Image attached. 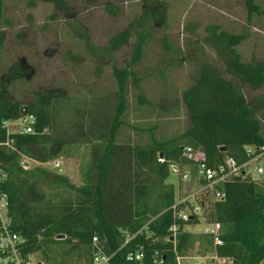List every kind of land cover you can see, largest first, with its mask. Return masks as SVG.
<instances>
[{
    "label": "trees",
    "instance_id": "16d2710c",
    "mask_svg": "<svg viewBox=\"0 0 264 264\" xmlns=\"http://www.w3.org/2000/svg\"><path fill=\"white\" fill-rule=\"evenodd\" d=\"M42 1L63 10L68 6L67 0ZM4 5L5 0H0V25ZM246 7L249 16L264 15L254 0H246ZM210 29L224 70L203 66L182 99L174 100V108L182 103L189 116L185 132L174 138L153 137L149 143L138 139L139 143H134L126 134L119 138L128 110L129 67L113 68L116 91L106 90V96L96 97L90 89V98L84 97L85 109L70 111L69 117L74 116L77 122L67 128L54 120V107L64 102L80 103L83 98L69 97L59 88L38 94L32 103H15L7 99V88L23 78L19 74L22 64L2 77L0 171L7 179L1 186L8 197L10 233L22 239L18 249L23 258L41 254L43 264H61L60 252L66 255L84 249L88 254L86 264H93L96 251L111 257L109 264H177L174 251L185 257L199 250L232 264L264 261V183L229 182L219 186L225 200L213 205L209 221L221 227V246L209 236L185 232L181 222L175 242L171 240L175 189L165 184L170 178L168 163L186 164L181 157L185 149L192 148L204 154L211 168L226 158L242 165L249 160L248 147H264V96L250 101L241 87L264 89V64L241 61L236 48L244 36L218 33L215 26ZM130 38L129 30L114 35L106 51L113 54L121 50ZM147 38L143 36L135 47L132 64L143 58ZM23 114L35 116V133L7 135L3 124ZM9 142H13L12 147ZM71 147L86 151L82 187L60 174L23 167V157L47 163L59 159ZM61 235L65 238L58 240ZM138 252L143 254L141 262L127 260Z\"/></svg>",
    "mask_w": 264,
    "mask_h": 264
},
{
    "label": "rangeland",
    "instance_id": "374dc122",
    "mask_svg": "<svg viewBox=\"0 0 264 264\" xmlns=\"http://www.w3.org/2000/svg\"><path fill=\"white\" fill-rule=\"evenodd\" d=\"M67 2L63 10L42 0H5L0 25V82L13 66L22 64L19 74L23 78L9 85L7 99L29 104L38 94L59 88L69 97L83 98L80 103L64 102L54 107V120L63 128L77 122L69 113L77 107L85 109L90 89L96 97L106 96V90H117L113 75L116 66L132 71L127 85L128 110L123 118L126 124L119 138L126 134L134 143L137 139L149 143L153 137L165 140L183 134L189 125L188 112L182 103L174 108V100L182 99L203 66L224 70L223 59L212 45V41L216 42L211 36L213 26L219 28L218 33L244 36L236 48L243 63L255 60L264 64V15L249 16L246 0ZM255 3L264 11V0ZM124 30L131 33L129 42L113 54L107 52L110 39ZM145 35L148 38L143 58L132 64L133 51ZM241 87L250 101L264 96V89ZM59 159L63 164L60 173L49 162L22 158L25 168L60 174L74 186L82 187L85 148H67ZM165 184L177 188L175 178L170 177ZM206 256L208 264H232L212 253ZM58 257L61 264H86L88 254L78 249L66 255L60 252ZM33 259L43 264L41 254Z\"/></svg>",
    "mask_w": 264,
    "mask_h": 264
},
{
    "label": "built area",
    "instance_id": "2783aa9c",
    "mask_svg": "<svg viewBox=\"0 0 264 264\" xmlns=\"http://www.w3.org/2000/svg\"><path fill=\"white\" fill-rule=\"evenodd\" d=\"M36 118L32 114H23L17 120H11L3 124L9 134H34ZM12 147L13 142L7 144ZM258 151V152H257ZM249 160L239 165L232 158H226L222 164L216 168H211L205 163V156L200 151L187 148L183 152L181 159L187 161L182 165L181 162H169L168 172L171 178L177 180L175 199L171 207L175 223L170 228L171 240L175 238L180 230L181 222L185 227L192 222L193 227H202L197 232L201 235L212 238L215 245L221 246V227L209 221V213L214 204L225 200V193L219 186L229 182H253L264 183V147L247 148ZM54 171L61 172L62 162L60 159L48 163ZM7 179L5 172L0 171V264H40L35 262L33 256L23 258L18 246L23 242L22 239L10 233V219L8 213V197L2 188V183ZM97 239H94L96 245ZM175 247V245H174ZM177 264H182L187 260L193 264H208L209 258L206 255L199 256L197 253L186 257L178 256ZM143 254L138 252L130 254L127 258L130 262H141ZM111 257L96 251L93 257V264H109ZM158 264V262H157Z\"/></svg>",
    "mask_w": 264,
    "mask_h": 264
},
{
    "label": "crops",
    "instance_id": "0c3cea01",
    "mask_svg": "<svg viewBox=\"0 0 264 264\" xmlns=\"http://www.w3.org/2000/svg\"><path fill=\"white\" fill-rule=\"evenodd\" d=\"M255 1V0H254ZM256 4V3H255ZM174 199H175V197H174ZM193 225L192 224H188L184 229H185V232H188V233H191V234H196V235H201V234H199L197 231H191V230H187V227H192ZM175 252V251H174ZM177 252V251H176ZM193 253H197L199 256H202V255H206V254H209V253H205V254H203V253H201V251H199V250H192V251H190L186 256H189L190 254H193ZM178 254V253H177ZM179 256V255H178ZM185 256V257H186ZM181 257V256H180ZM215 257L216 258H218L216 255H215ZM219 259V258H218ZM220 260H226V259H220ZM185 261H187V260H185ZM227 261V260H226ZM229 261V260H228ZM264 263V261L261 263V264H263ZM182 264H184V261L182 262Z\"/></svg>",
    "mask_w": 264,
    "mask_h": 264
},
{
    "label": "water",
    "instance_id": "95a60500",
    "mask_svg": "<svg viewBox=\"0 0 264 264\" xmlns=\"http://www.w3.org/2000/svg\"><path fill=\"white\" fill-rule=\"evenodd\" d=\"M223 151H225V149H223ZM160 158H163V156L161 155L160 156ZM28 164H26V166H27ZM65 238V236H63V235H61V236H58V240H62V239H64Z\"/></svg>",
    "mask_w": 264,
    "mask_h": 264
}]
</instances>
